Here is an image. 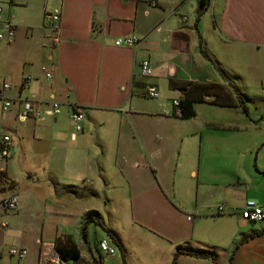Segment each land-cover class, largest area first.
<instances>
[{
	"label": "crops",
	"instance_id": "crops-1",
	"mask_svg": "<svg viewBox=\"0 0 264 264\" xmlns=\"http://www.w3.org/2000/svg\"><path fill=\"white\" fill-rule=\"evenodd\" d=\"M0 7V30L16 27L12 42L0 41V78L11 82L3 96L12 100L3 111L0 98V139L16 142L11 157L0 158L8 179L0 185V247L26 248L22 264H36L41 243L58 240L80 251L64 264H172L178 251L213 259L181 254L176 264H264V219L240 214L246 201L264 206V110L250 106L264 101V0ZM49 10L60 12L57 44L44 20ZM125 36L142 43L116 46ZM146 60L151 76L141 71ZM150 85L157 99L147 96ZM175 99L192 101L195 115H164ZM21 100L43 115L22 121ZM75 110L84 122L73 140ZM12 193L20 203L7 211ZM220 205L226 210L216 214ZM102 240L114 255L100 251ZM0 261L18 263L6 251Z\"/></svg>",
	"mask_w": 264,
	"mask_h": 264
},
{
	"label": "built area",
	"instance_id": "built-area-1",
	"mask_svg": "<svg viewBox=\"0 0 264 264\" xmlns=\"http://www.w3.org/2000/svg\"><path fill=\"white\" fill-rule=\"evenodd\" d=\"M154 5L155 2L151 1ZM2 14V8L0 7V18ZM44 20L46 23V27L51 32V39L52 42L57 44L60 42V34L61 29L59 26L60 20V12L59 10H49L45 11L44 13ZM16 35V27L14 24L8 22L5 23V30H0V41H7L12 42ZM142 43V39L137 36H125L116 39L115 45L118 47L129 46V47H137ZM42 71L46 78L51 79L53 76V69L48 68L47 66L42 67ZM141 71L144 76H151L152 75V66L150 61H143L141 64ZM30 82V77H25L23 80V86H27ZM11 88V82L8 77L0 78V98L2 99V109L3 111H8L11 107L12 100L8 97L3 96V92L8 91ZM147 96L151 99H157L160 94L154 85H150L147 88ZM23 101V100H21ZM174 106L173 113H170L168 110L165 111V115H174L178 116L181 113L180 109V101L175 99L172 101ZM60 112V104L58 102L52 103L51 110L49 113L51 114H58ZM44 111L37 107L33 101L31 100H24L23 101V112L20 114V119L22 121L28 120L30 118H39L42 116ZM71 120L73 123V132L71 134V138L73 140L76 139L77 135L82 132L83 130V122H84V113L80 110H75L71 114ZM16 142L13 137L9 135H3L0 139V158L7 160L12 155V149L15 146ZM7 176L5 169L0 167V185L7 181ZM20 203V196L17 193H12L7 196L3 200V206L7 211L15 210ZM225 207L219 206L216 210V214H223L225 212ZM242 218L247 222H259L264 219V206L258 204L255 201L249 200L246 201L243 209L240 211ZM189 220H192L191 216H188ZM99 249L101 252L114 255L116 253V249L111 247L107 240H102L99 242ZM6 251L9 257H15L18 260L17 264H22L25 258L28 255V251L26 248L19 247V246H10L7 249H3L0 247V258L2 257L3 253ZM0 264L2 263L0 261ZM36 264H64L63 260L61 259L57 249L55 242H43L40 246V255L39 261Z\"/></svg>",
	"mask_w": 264,
	"mask_h": 264
},
{
	"label": "trees",
	"instance_id": "trees-1",
	"mask_svg": "<svg viewBox=\"0 0 264 264\" xmlns=\"http://www.w3.org/2000/svg\"><path fill=\"white\" fill-rule=\"evenodd\" d=\"M207 1H209V0H207ZM201 3H202V6H204L205 0H201ZM207 4L208 3H206V5ZM240 97H241V105H242L244 111L247 113L248 108L242 99V95H240ZM180 109H181V113L177 117H182V118L188 119V118H191L195 115V109H194V105H193L192 101H189V100L180 101ZM98 224L101 225V222L98 221ZM106 232H107L108 236L114 241V243L116 245L120 246V243L117 240V238L109 230L106 229ZM55 243H56V249H57L62 260L75 259V258H78L80 256L79 249L74 244H72L71 241H68V240L60 241V240H58ZM181 254H186V255H190V256H194V257H204V258L213 259V256L211 254H208V253H198V252H192V251H178L176 253L174 259H173L172 264L177 263V257Z\"/></svg>",
	"mask_w": 264,
	"mask_h": 264
},
{
	"label": "rangeland",
	"instance_id": "rangeland-1",
	"mask_svg": "<svg viewBox=\"0 0 264 264\" xmlns=\"http://www.w3.org/2000/svg\"><path fill=\"white\" fill-rule=\"evenodd\" d=\"M250 92H254V91H253V87L251 88V91H250ZM249 95L253 98V95H251V94H249ZM250 102H251V103H250V106L252 107V110H255V111L264 110V101H263V100H261V101L258 103V109H254V108H253V106H255V104H256V100H255V101L251 100ZM253 102H254V103H253ZM164 115H165V113H164ZM228 169H229V173H231V172H232V166L230 165V166L228 167ZM221 206L226 207L225 205H221Z\"/></svg>",
	"mask_w": 264,
	"mask_h": 264
}]
</instances>
